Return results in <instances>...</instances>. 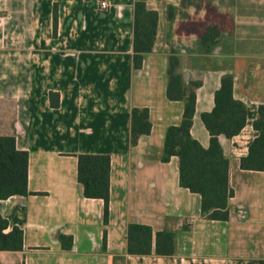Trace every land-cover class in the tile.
<instances>
[{"label": "crops", "instance_id": "1", "mask_svg": "<svg viewBox=\"0 0 264 264\" xmlns=\"http://www.w3.org/2000/svg\"><path fill=\"white\" fill-rule=\"evenodd\" d=\"M177 2L162 0L160 9L147 0L159 13L158 31L134 69L135 0H0V136L28 152L30 192L0 201V215L23 232L22 250L0 251V264H264V172L240 167L264 104V16H253L246 35L220 32L205 51L198 40L209 25L201 14L234 4L190 8L200 15L192 31L188 20L167 21L166 7ZM258 5L264 11V0ZM171 48L184 82L199 83L190 134L203 148L210 136L201 115L212 111L224 75H232L233 98L246 107L240 133L218 137L233 190L227 221L203 219L200 196L179 185L178 159L160 160L166 130L180 124L184 106L166 96ZM50 93L57 94L52 102ZM133 108L147 109L151 124L134 146ZM81 154L110 158L107 223L103 201L85 198L77 181ZM167 220L176 229L175 255L128 254L130 224L156 233ZM58 234L71 237L70 249Z\"/></svg>", "mask_w": 264, "mask_h": 264}, {"label": "trees", "instance_id": "2", "mask_svg": "<svg viewBox=\"0 0 264 264\" xmlns=\"http://www.w3.org/2000/svg\"><path fill=\"white\" fill-rule=\"evenodd\" d=\"M179 9L168 5L166 19L175 20ZM159 13L147 6V0H135L133 68L140 69L145 54L152 52L157 31ZM57 30V7H53V34ZM220 32L216 26L205 29L198 45L211 51L217 45ZM180 58L170 49L167 67L166 96L169 101L183 102L181 122L167 128L164 138L161 162L172 157L178 159L179 185L200 196L201 217L206 220L227 221L229 200L233 190L229 185V160L224 155L218 137L227 139L238 135L245 125L246 107L233 98V77L226 74L214 93L211 112L203 113L201 121L210 139L207 148L192 138L190 129L195 113L196 89L199 83L186 84L180 70ZM57 94L50 93V99ZM57 107V104H53ZM258 136L249 146L248 153L240 160L243 170L264 172V104L258 108V118L253 123ZM151 131L147 109L133 108L131 111V145ZM28 159L26 151L18 150L15 138L0 136V201L11 196H27ZM109 174L108 155L81 154L77 156V181L87 199L103 201V220L109 216ZM63 248L70 249L71 237L57 235ZM23 232L18 227H9L8 221L0 215V251H21ZM127 252L129 255L173 256L176 252V229L167 220L163 230L153 233L148 226L130 224L127 229Z\"/></svg>", "mask_w": 264, "mask_h": 264}, {"label": "rangeland", "instance_id": "3", "mask_svg": "<svg viewBox=\"0 0 264 264\" xmlns=\"http://www.w3.org/2000/svg\"><path fill=\"white\" fill-rule=\"evenodd\" d=\"M158 3V6L160 9H162L163 3H161L162 0H155ZM234 4V10L230 11H209L205 12L200 15H195V10H190V8H199L200 6H209L211 3V0H178V9L179 12H177L175 19L178 20H188L187 23H190L191 20H194L196 18H199V16L203 19H206L208 22L207 25L213 26L215 23L221 24L222 30L219 32H225L230 36L237 35L238 37L241 35L248 34L247 28H250L249 24L253 16L257 15L259 17L264 16L263 9L258 5V0H231ZM157 5V4H156ZM193 21L190 23L192 24ZM180 27V26H179ZM167 25L164 23L163 29H166ZM173 27H170L169 30L172 32ZM192 31L196 29L195 24L193 23L191 25ZM222 34V33H221ZM220 34V35H221ZM219 35V36H220ZM230 44V43H229ZM172 49V48H171ZM178 49H176V52Z\"/></svg>", "mask_w": 264, "mask_h": 264}, {"label": "built area", "instance_id": "4", "mask_svg": "<svg viewBox=\"0 0 264 264\" xmlns=\"http://www.w3.org/2000/svg\"><path fill=\"white\" fill-rule=\"evenodd\" d=\"M108 9V4L104 1H102L100 4H99V10L101 11H105Z\"/></svg>", "mask_w": 264, "mask_h": 264}]
</instances>
